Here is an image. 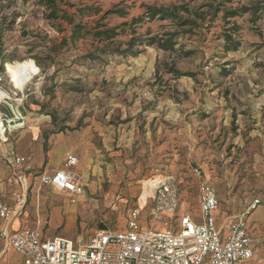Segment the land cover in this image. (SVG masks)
Wrapping results in <instances>:
<instances>
[{"label":"rangeland","instance_id":"1","mask_svg":"<svg viewBox=\"0 0 264 264\" xmlns=\"http://www.w3.org/2000/svg\"><path fill=\"white\" fill-rule=\"evenodd\" d=\"M83 2L104 10L124 2L128 17L108 18L116 25L142 14V4H187L195 10L212 0ZM254 5L262 8L257 15L223 17L226 9ZM221 8L212 23L198 21L193 35L182 36L176 52L153 45L136 55L92 60L86 55L97 43L86 38L63 45L68 25L45 19L36 0L0 5V30L13 24L0 44V93L9 95L0 99V119L9 129L8 142L0 140V164L11 169L4 201L11 203L19 194L26 200L21 223L47 237L86 244L100 229L124 230L140 198L143 204L167 177L174 179L183 208L201 221L197 185L207 180L220 198L222 226L260 200L249 217L255 246L249 264H264V0H234ZM59 24L68 31L59 32ZM169 30L176 28L157 20L139 27L137 34ZM226 34L241 42L238 50L225 51ZM184 51L193 54L184 57ZM28 59L38 73L12 83L6 63ZM166 63L184 75L168 73ZM56 144L68 145L80 160L71 170L84 184L85 196L76 203L41 183L44 165L33 168ZM6 147L25 157V163L13 167L3 154ZM66 154L54 157L59 169L65 167ZM28 162L33 169L22 182L18 175ZM153 205L150 197L142 220L160 227L150 216Z\"/></svg>","mask_w":264,"mask_h":264},{"label":"built area","instance_id":"2","mask_svg":"<svg viewBox=\"0 0 264 264\" xmlns=\"http://www.w3.org/2000/svg\"><path fill=\"white\" fill-rule=\"evenodd\" d=\"M22 125L24 122H21ZM3 125L0 140L8 142ZM11 164H24L26 158L12 149L5 153ZM80 163L75 154H68L65 167L53 174H45L41 183L67 194L72 203L85 196V186L71 170ZM199 217L187 212L181 204L179 190L172 177L158 182L153 196L135 208L124 230L111 228L95 232L86 244L61 236L47 237L39 228H13V222L25 206L19 196L15 208L0 201L2 227L0 235L8 248L20 254V264H249L255 259L253 230L249 223L251 213L260 205L254 203L236 217H230L224 226L218 224L216 213L220 198L207 180L199 181ZM153 197L149 227L142 220L147 200ZM0 264H9L0 261Z\"/></svg>","mask_w":264,"mask_h":264},{"label":"trees","instance_id":"3","mask_svg":"<svg viewBox=\"0 0 264 264\" xmlns=\"http://www.w3.org/2000/svg\"><path fill=\"white\" fill-rule=\"evenodd\" d=\"M11 0H0V5L6 3L9 5ZM234 0H212L198 9L192 10L187 4L174 6H155L142 4L143 12L137 17H133L129 21H124L116 25H110L108 18L117 16L127 18L129 10L124 6V2L114 5L112 8L104 10L99 4H86L83 0L74 2V0H36V3L44 9V18L51 22L66 23L69 28L67 37L62 40L63 45L68 43L75 44L80 40L91 38L98 46L94 52L86 55L87 58L96 60L101 55H136L140 53L141 47H149L156 45L163 51H177L179 39L185 35H193V28L200 26L198 21L212 23L222 11L221 7L231 3ZM8 7V6H6ZM206 9V10H205ZM262 11L260 6L240 7L235 9L224 10V19L235 18L242 16L247 12H252L257 15ZM264 12V10H263ZM5 21V19H3ZM169 21L176 30L164 31L162 34H137V29L144 24L154 21ZM6 25L5 22H2ZM2 25V26H3ZM3 26L0 30V44L6 31L11 29V26ZM58 31L61 33L67 32L62 24L58 25ZM238 32V28L234 30ZM130 35L126 42H117V39L124 35ZM226 44L224 49L226 52L236 51L241 46V42L234 40L230 34H226ZM125 45V48L122 46ZM184 57H189L193 54L192 51H184ZM1 57V54H0ZM167 72L175 77H181L183 72L165 64ZM48 151V150H47ZM46 151V152H47Z\"/></svg>","mask_w":264,"mask_h":264},{"label":"crops","instance_id":"4","mask_svg":"<svg viewBox=\"0 0 264 264\" xmlns=\"http://www.w3.org/2000/svg\"><path fill=\"white\" fill-rule=\"evenodd\" d=\"M71 149L72 148H70L66 144H56V146L50 147L48 149V151L46 152V154L43 153L41 164L33 162V164L35 165V166H33V168L36 167V166H37V168L38 167H43V165H44L43 174L40 176L41 178L45 174H48V173L53 174L60 167L59 160L58 159H54V157L57 154H59V155H61L63 157ZM7 150H9L8 147H6L4 149L3 154L6 153ZM68 154H70V152H68L66 154V156ZM8 161L10 163L11 160H8ZM11 165L13 167H15L14 164H11ZM33 168L31 166V164H29V162H28L27 166H24V171L23 172H20L19 175H18V174H16L15 169H14V174L18 175V179L23 182V180H25L27 178L26 177V173L28 171L30 172V170L33 169ZM10 171H11V169H10L9 166H5L3 164H0V201L8 203L11 207L15 208L17 198L19 196L24 198V195L23 194H19V195H16L15 198H10V199H12L11 203L8 202V201H4V197H6V194L4 192V187L6 185V180H7L8 176H9V174H10ZM82 198H84V196L80 197V199H82ZM25 205H26V203H25ZM24 209H25V206L23 207V209H21L20 213L15 218V220L13 222V228L17 229V228H27L28 227V226H25V224L21 223V221L19 219V216L23 213ZM197 215H199V213H197ZM216 217H217V220H218V224L220 226H222L221 223L219 222V220H220V218H219L220 217L219 210L216 213ZM231 217H236V216H231ZM1 221H2V219L0 218V232H1V227H2V223H3V222L1 223ZM2 242L4 244L3 249H2ZM7 254H9V258H6ZM0 261L7 262L9 264H20L21 261H22V258L20 256V254H18L17 252H15L12 249L7 247V245L5 243V240L1 237V235H0Z\"/></svg>","mask_w":264,"mask_h":264},{"label":"bare ground","instance_id":"5","mask_svg":"<svg viewBox=\"0 0 264 264\" xmlns=\"http://www.w3.org/2000/svg\"><path fill=\"white\" fill-rule=\"evenodd\" d=\"M5 70H6V74L10 78V81L12 83L17 82L19 84H21L23 82V80H25L27 78H32L33 75L38 73L36 63L32 59H28V60H24V61L7 62L5 65ZM3 97L7 98V97H9V95L0 93V99ZM0 130L1 131L3 130V126L1 124V119H0ZM145 195H146V193H145ZM140 202L142 204L141 198H140Z\"/></svg>","mask_w":264,"mask_h":264}]
</instances>
